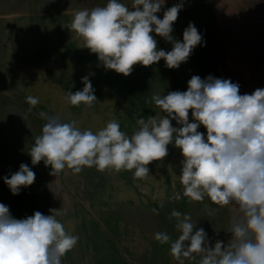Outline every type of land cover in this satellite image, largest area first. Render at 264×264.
Segmentation results:
<instances>
[{"label": "clouds", "instance_id": "9594fccd", "mask_svg": "<svg viewBox=\"0 0 264 264\" xmlns=\"http://www.w3.org/2000/svg\"><path fill=\"white\" fill-rule=\"evenodd\" d=\"M163 3L132 0L130 10L121 0H107L104 6L76 10L68 28L97 54L105 69L118 74L128 76L134 65L151 66L161 59L166 67L176 69L187 62L203 37L189 23L183 41L175 40L173 24L183 4L168 8L160 19L157 13ZM153 33L171 42L172 50L158 49ZM82 82L83 89L67 92L66 100L72 106L90 108L97 98L88 76ZM26 102L34 107L39 100L28 96ZM151 102L166 115L137 119L139 127L130 136L115 119L94 133L82 131L75 120L62 122L59 116L40 112L46 122L30 148L32 164L43 160L45 166H51L53 176L65 168L79 174L85 167H95L99 172L134 170L133 178L142 180L149 176L148 165L162 161L174 142L184 157L183 192H176L172 199L186 197L189 203L208 199L217 206L216 211L234 206L237 211L227 228L232 238L226 246L217 241L212 247L203 228L194 231L190 215L173 209L169 219L175 218L178 237L173 240L167 232L158 231L154 239L169 244L170 255L179 264L197 257L198 264H264V88L241 95L239 85L230 79L193 75L187 91L156 94ZM172 120L181 126L173 127ZM201 125L206 137L198 131ZM34 181L35 173L26 164L4 178L13 195ZM50 212L36 211L16 219L0 203V264H62L79 237L66 231L55 209Z\"/></svg>", "mask_w": 264, "mask_h": 264}, {"label": "crops", "instance_id": "0c3cea01", "mask_svg": "<svg viewBox=\"0 0 264 264\" xmlns=\"http://www.w3.org/2000/svg\"><path fill=\"white\" fill-rule=\"evenodd\" d=\"M228 1L220 0L219 6L212 1L164 0L161 11L157 13L160 19L168 8L178 3L183 4L178 19L173 24L174 39L182 42L184 30L189 23H193L203 37L202 43L194 48L187 62L181 63L179 68L169 69L164 59H161L151 66L134 65L128 76L105 69L97 54L84 47L83 40L68 28L76 10H91L97 6H69L10 16L6 22L0 92L26 104L28 96L39 100L34 107L28 104L37 117L29 119L33 124V132L25 135L26 149H20V157L31 158L29 151L35 142L34 138L41 134L46 122L39 116L42 111L59 116L62 122L75 120L82 131L90 129L96 133L100 130L89 124L92 113H88L85 119V114L78 112L93 107L88 108L83 104L72 106L65 100L67 92L74 93L83 89L82 78L85 76L91 81L94 94L115 93L117 87L124 88L121 91L124 93L187 91L188 81L193 75L201 79L209 75L219 78L222 76L219 68L224 61L227 70L229 63L224 55L231 48L228 36L234 31L238 46L243 48L242 53H252L248 56L250 61L257 62L259 48L264 47V0H236L233 26L228 23ZM127 6L132 10L131 5ZM153 36L157 40L158 49L172 50L171 42L155 33ZM248 47L254 48L250 52ZM229 60L232 61L231 65L235 64L237 57ZM160 86L186 89H149ZM123 109L124 132L130 136L139 127L137 119H148L149 105L144 102H126ZM65 110L77 112H57ZM189 120L193 122L191 110ZM173 122L176 121L172 120L171 123ZM198 131L206 137L207 131L203 125ZM183 159L181 150L174 142L169 144L168 155L162 161L149 164V176L142 180L133 178L134 170L99 172L95 167H85L79 174H73L70 169L65 168L59 175L53 176L50 175L51 166H45L42 160L29 166L35 173V181L28 187H21L17 195L12 194L4 178H10L20 168L0 172V203L8 206L16 219L32 216L36 211L51 215L50 209H55L59 213L57 219L62 222L66 231L78 236L83 226V209L91 211L115 206L189 203L186 197L179 201L172 199L176 192H183L180 183ZM69 207L73 213H69ZM74 248L62 258V264H70L72 260L69 255L81 252L77 246Z\"/></svg>", "mask_w": 264, "mask_h": 264}, {"label": "rangeland", "instance_id": "374dc122", "mask_svg": "<svg viewBox=\"0 0 264 264\" xmlns=\"http://www.w3.org/2000/svg\"><path fill=\"white\" fill-rule=\"evenodd\" d=\"M192 1H212L213 4L220 6V0ZM235 1H228V23L230 26L235 23L233 19L236 12ZM121 2L131 5L132 0H121ZM106 3L107 0H0V81L5 58L6 22L10 16L57 10L69 6H104ZM223 3L226 4V2ZM234 34L235 31L228 36V39H231L228 41L231 48L224 55L225 60L229 63L228 68L225 69V61L221 62L223 64L219 68V74L222 76L219 78L230 79L233 83H237L241 95L251 94L257 88H264V47L259 48V55L256 56L259 59L253 63L248 57L252 53H242L243 48L238 46ZM253 48L248 47L249 51ZM235 57L237 60L235 64L231 65L232 61L229 59ZM123 89L117 87L115 93L94 94L97 101L93 103V109H84L78 112L85 114V119L88 113L93 114L92 119L89 120V124H92L91 127L101 129L106 126L109 120L115 119L119 122L122 131H125L123 119L125 110L123 108L126 102L148 104V118L166 115L151 102V97L156 94L165 96L169 92L124 93L121 92ZM149 89L164 91L186 88L160 86ZM30 109L31 107L24 101L11 99L0 92V172L20 168L21 164L32 165L31 158L20 157V149H24L26 146L25 135L33 132V124L29 121L37 117L35 111ZM53 112L56 113V111ZM171 124L173 127L181 126L177 122ZM206 205H208L207 208ZM153 209H156V212ZM173 209L190 215L195 224L194 231L203 228L209 238L210 246L214 247L217 241H222L226 246L231 240L232 234L227 228L230 216L237 209L234 206H228L216 211L217 206L211 204L210 200L192 203L169 202L164 205L115 206L92 209L91 211L83 209V226L82 230L78 232L79 240L76 244L78 251L81 250V252L69 255L72 260L70 264H179L170 255V245H162L154 239V234L158 231L167 232L173 240L178 237L175 218L169 219ZM71 212L74 211L69 207V213ZM210 212L213 214L209 215ZM198 260L199 257L196 260L186 259L185 264H198Z\"/></svg>", "mask_w": 264, "mask_h": 264}]
</instances>
